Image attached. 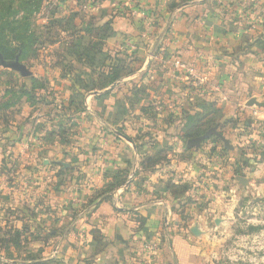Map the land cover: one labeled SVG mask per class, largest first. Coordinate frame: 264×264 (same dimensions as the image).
<instances>
[{
    "label": "crops",
    "instance_id": "0c3cea01",
    "mask_svg": "<svg viewBox=\"0 0 264 264\" xmlns=\"http://www.w3.org/2000/svg\"><path fill=\"white\" fill-rule=\"evenodd\" d=\"M109 3L105 0L100 7L106 22L109 21L111 32L98 35L99 38L105 36L103 50L97 54H93L92 49L87 51L91 60H96L93 61L95 67L82 72L85 79H73L57 68H49L44 75L47 76L46 86L41 90L44 97L38 94L37 104L50 100L46 103L50 107L51 124L45 123L41 127L38 119L30 132L27 127H20L21 139L27 143L21 149L23 154L26 152L28 164L24 176L31 186L34 181L39 187L47 181L50 184L54 181L42 189L31 187L39 189L37 193L48 200L49 206H55L52 209L48 206L53 213H62L71 205L74 208L76 199L73 204L71 200L85 195L92 207L90 213H95L93 228L116 237L125 238L126 230L130 231L133 226L124 213H140L146 219L144 228L148 233H157L166 219H175V226L170 229L171 241L163 247L167 252L161 254L155 264H211L213 257L210 258V253L203 251L198 255L195 251L198 256L193 253L194 249L202 251L209 247V243L195 240L176 215L188 213L187 201L181 202L165 189L169 177L173 178L174 186L186 184L180 173L186 166L177 159L176 153H195L174 146L167 152L172 160L169 159L165 166L157 165L154 174L147 175L143 173L146 171L145 157L154 149L157 152L158 147L130 142L132 146L125 145L123 149V144L135 136L128 131L133 112L138 114L133 115L141 123V128L135 131L138 135L141 133L137 137H154L159 141L186 137L188 125L191 128L194 123L207 131L211 129H208L210 123L225 122L228 117L241 119L245 116L254 124L264 121L262 110L246 106L252 98L264 96V0H129L125 3L126 8H122L124 13ZM131 8L136 15L132 14ZM84 24L81 21L80 25ZM78 27L79 35H85ZM91 36L95 37L94 40L98 37L97 34ZM153 44L157 45L156 51L151 49ZM116 58L124 59L131 73L113 84L101 85L102 76L109 71L98 62H111ZM178 61L191 66L193 72L186 74L177 70L175 63ZM70 71L73 73L74 69ZM177 74L179 78H176ZM193 78L194 81H190ZM31 107L29 110L35 111ZM68 118L79 124L76 132L71 134L76 139L75 148L64 147L58 139L55 123ZM151 122H154V130L146 132L145 128ZM167 123L179 128L166 130ZM108 127L123 128L117 131L120 134L117 137L124 141H117L116 148L113 139L116 133ZM102 136L107 138L106 142L101 141L104 140ZM36 138L42 143L38 148L31 144ZM89 146L93 147L89 149ZM88 150L89 162H79L82 159L78 157L75 160L77 177L70 175L67 180L68 175L61 168L75 166L71 168L62 159L76 152L86 155ZM132 151L137 156L142 155L135 163L130 158ZM102 157L106 162L101 161ZM126 159H130L133 165L126 163ZM125 166L127 170L134 167V171L113 190L110 186L114 183L113 170H123ZM104 169H110L106 176L102 173ZM252 171L257 173L255 169ZM185 174L187 177V172ZM54 185L55 193H52ZM65 185L70 187L68 194L62 191ZM87 226L92 227L89 223ZM87 232L90 240V230ZM90 242L85 245L68 242L65 248L76 247L85 257L91 258L90 264H139L129 242L111 241L107 248ZM105 249H110L112 257L107 256L101 263L97 258ZM69 261L81 264L70 257L61 264H69Z\"/></svg>",
    "mask_w": 264,
    "mask_h": 264
},
{
    "label": "rangeland",
    "instance_id": "374dc122",
    "mask_svg": "<svg viewBox=\"0 0 264 264\" xmlns=\"http://www.w3.org/2000/svg\"><path fill=\"white\" fill-rule=\"evenodd\" d=\"M126 1L129 0H108L109 4L113 3L122 12V8H126ZM102 2L104 3L105 0H43L41 9L38 12L35 11L30 18L31 26H34L35 33L39 37V43L32 53L21 60L32 75H35L38 83L41 84L43 81L45 83L47 76L44 77V75L49 68L60 69L62 73L66 72L65 74L73 79H85L82 72L92 68L91 63L95 67L93 61L96 58L91 60L89 54H86V49L91 46V43H95L96 47L92 49L93 54L103 50L105 36L99 38L98 35L111 32L109 31L111 27L106 26L109 21L106 22L100 7ZM134 8L137 7L134 6ZM135 13L136 11L133 12L132 9V14L136 15ZM81 21L85 23L82 28L89 26L88 28L93 30L91 35L97 34L96 40L94 36H87V34L77 37L76 30L78 26L81 27ZM156 47L157 45L153 44L151 49L156 51ZM71 69H74L73 73ZM26 81H28L27 78L0 65V264H30L31 261L32 264H41V262L42 264H61V261L68 257L74 261H80L81 264H90L91 258L85 257L82 252L76 250V247L65 248L68 242L85 245L90 240L92 245L106 246V248L111 241L129 242L133 257L139 264H143L144 261L148 264L157 263L159 256L167 252L163 247L171 241L170 229L174 228L175 219H166L162 226L158 225L161 228L160 231L148 233L144 228L146 219L144 220L140 213H124L125 216H129L133 226L130 227V231L126 230L125 238L121 235L116 237L115 234L93 228L95 224L92 217L95 213H90L92 207L85 195H79L71 200L73 204V200L76 199L74 208L71 205V208L62 213H53L54 211L52 212L49 208L52 209L54 205L49 206L48 200L37 193L39 189L31 188L39 186L35 184L37 181H34L33 186L29 185L28 178L24 176L28 164L26 152L23 154L21 149L26 140L21 139L19 130L20 127H27V131L32 130V125L38 119L41 127L45 123L51 124V121H49L50 107L46 103L50 101L49 99L39 104L36 100L35 104H32L34 101L29 100L27 96H22L27 89ZM190 81H194V78ZM40 91L39 89L35 92L36 99L40 97L38 94L43 95L44 92ZM256 100L263 103L264 96ZM248 104L249 102L247 107H254L264 112V107ZM30 107L35 108V111L31 112ZM133 108L136 107H131ZM131 114L138 115L135 112ZM28 115H30L29 118H27ZM132 115L128 131L135 133V136L126 138V141L117 137L120 135L118 132L123 128H108L116 133V136H113L114 148L117 147V141H124L123 149L125 145L132 146L130 142L141 144V146L158 147L157 152L154 149L152 154L146 155L147 168L144 174H154L157 165L165 166L169 159L172 160L167 152L174 146L186 149L189 140L186 138L159 141L154 137H137L136 132L138 128H141V123L135 119L136 116ZM69 120L68 118L58 121L55 126L59 132V143L64 147L75 148L76 139L71 134L76 132L79 124ZM215 127L221 134L228 135L224 136L233 146V150L226 149L223 141L213 136L202 142L199 151L189 150L195 155L188 152H183L182 155L176 153L177 159L186 166L180 172L186 184L174 186L173 178L169 177L166 179L168 181L165 189L169 190L175 198L181 199V202L187 201L185 206L188 208V213H176L181 225L188 228L189 234L191 233L195 240L209 243V247H204L202 251L194 249V255L196 253L200 255L199 252L203 251L210 253V258L213 257L212 261L210 260L211 264H264V121L254 124L251 118L245 116L241 119L228 117L225 122L210 123L208 129ZM178 128L173 123H167L166 130L176 131ZM145 129L146 132L151 133L154 130V122L149 123ZM207 131L205 130L203 135ZM102 137L104 140L101 141L106 142L107 138ZM31 144L38 148L42 143L36 138ZM13 146H15L14 149ZM138 156L137 153L134 154V151L130 154L134 163L142 157V155ZM78 157L82 159L79 162H89L90 150L86 155L76 152L73 156L62 159L71 168L75 166L72 169L68 166L61 168V171H65L68 175L67 180L70 175L77 177L75 168L78 167L75 160ZM53 159L58 157L53 156ZM101 161L106 162V159L102 157ZM125 162L133 165L130 159H126ZM126 168L127 166L123 170H113L114 178L115 176L129 177L134 167L129 168L130 171ZM253 169L257 173H254ZM125 171L128 172L127 175ZM102 173L106 176L110 173V169H104ZM86 177L88 178V175ZM239 178H245V183H242ZM52 183L54 181H51V184L47 181L39 188L42 189L46 187L45 185H52ZM52 190L50 192L55 193V185ZM68 190L70 187L65 185L62 191L68 194ZM240 192L242 194H239ZM47 208L49 211L46 210ZM87 223L92 227L87 226ZM216 227L220 228L216 230ZM88 229L90 240L87 237ZM192 230H197L198 233ZM103 254L105 255L101 258L102 260H98ZM109 255L112 257L110 249H105L100 257H96L97 261L102 263L103 259ZM166 256L168 257V254ZM72 263L69 261V264Z\"/></svg>",
    "mask_w": 264,
    "mask_h": 264
},
{
    "label": "trees",
    "instance_id": "16d2710c",
    "mask_svg": "<svg viewBox=\"0 0 264 264\" xmlns=\"http://www.w3.org/2000/svg\"><path fill=\"white\" fill-rule=\"evenodd\" d=\"M42 4L43 0H0V55L5 61H14L17 57H19L21 61L22 59L26 58L28 54L32 53L33 50H35L34 47L37 45V43H39V37L35 33L34 26H31L30 18L35 11L38 12L41 9ZM106 26L108 27L109 24ZM82 27L84 26H81V31L85 32V35L87 34V36H91L93 30L89 29V26H86L85 28ZM76 35L79 36V28L76 30ZM94 45L96 47L95 43ZM94 45L93 43H91V46H89L86 51L95 49ZM98 64H101L102 68H107L109 71L107 75L105 74L104 77L102 76V79L100 81L101 85L113 84L123 75L131 73V69L126 66L127 63L122 59H111V62L107 60H104L102 62L99 61ZM23 78H27L28 81H26L25 83L27 89L23 92L22 96H27L29 100L31 99L32 101H34L32 102V104H35V101L38 100V98L36 99L37 94L35 92H37L39 89H44L46 85L44 81L41 84L38 83V80L33 75ZM195 125L196 124L194 123L191 128H189L188 125L186 131L188 134L184 138L191 139L203 135L205 130L203 131ZM193 127L194 129H192ZM190 129L192 130L190 131ZM144 167L146 170L147 163L144 164ZM122 173L123 172H121V174ZM124 173L125 175L128 174V172L126 171ZM125 181L126 178L115 176L114 183L110 186L112 187V189H114L116 187H119ZM105 192L106 190L104 191V193Z\"/></svg>",
    "mask_w": 264,
    "mask_h": 264
},
{
    "label": "water",
    "instance_id": "95a60500",
    "mask_svg": "<svg viewBox=\"0 0 264 264\" xmlns=\"http://www.w3.org/2000/svg\"><path fill=\"white\" fill-rule=\"evenodd\" d=\"M0 57H1V66H3L4 68H9V69L19 73L22 77H28V76L32 75V72L23 63H21V61L18 57L16 58L15 61H12V62H6L1 55H0ZM248 105L264 107V102L259 103L255 98H252L249 101ZM213 136L221 139L223 141L226 149L233 150V146L231 145L229 140L226 139L225 136L217 130V127L210 129L209 131H207L204 135H202L200 137L189 139L187 142L186 148L188 150H190V149L198 150L203 141L208 140L209 138H211ZM239 180L242 183H245V178H239ZM192 232L198 233L197 230L196 231L192 230Z\"/></svg>",
    "mask_w": 264,
    "mask_h": 264
},
{
    "label": "built area",
    "instance_id": "2783aa9c",
    "mask_svg": "<svg viewBox=\"0 0 264 264\" xmlns=\"http://www.w3.org/2000/svg\"><path fill=\"white\" fill-rule=\"evenodd\" d=\"M175 68L179 71L185 72L186 74L193 72V68L191 66H189L188 64L181 62V61H178L175 63ZM176 78H179L178 74H177Z\"/></svg>",
    "mask_w": 264,
    "mask_h": 264
}]
</instances>
